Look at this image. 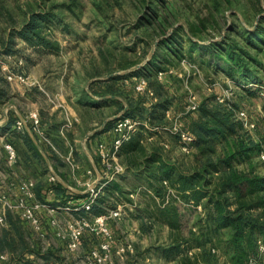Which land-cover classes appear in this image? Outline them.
I'll use <instances>...</instances> for the list:
<instances>
[{
    "label": "rangeland",
    "instance_id": "obj_1",
    "mask_svg": "<svg viewBox=\"0 0 264 264\" xmlns=\"http://www.w3.org/2000/svg\"><path fill=\"white\" fill-rule=\"evenodd\" d=\"M75 2V8L72 6L70 11L66 8L55 7L63 3L69 4V0H47L44 8L40 7L44 4L41 0H0V81L8 83V86L4 88V94H0V105L8 106V116L10 118L13 116L15 126L18 123L21 126L27 125V110L28 112L33 111L27 108V90L33 87L7 81V70L34 80L41 73L49 74L48 78H55L57 74L64 72L67 78L80 79L82 77L78 72L82 70L87 74L95 73L102 77L120 70L124 72L136 69V66L145 64L147 61L142 60V49L139 42L141 38L145 41L151 39L153 35L152 31H148L149 26L145 28L139 25L140 18L142 14H151L150 11L153 10L161 19L163 16L161 17L160 13L164 12L163 8L166 6V12L174 24L173 27L180 26L183 29L179 37L184 55L176 62L170 49L167 47L157 49L156 37L151 40V46L147 52L162 50L159 51V57L163 52L166 53L162 61L174 62L172 65L166 64L164 73L174 68L173 65L180 67L173 69L177 71L179 77L171 78V92L168 93L164 89L157 92L160 96H169L170 100L174 101L175 117L171 128L180 124L182 130L188 132L183 129L184 125L188 126L192 118L196 116L194 112L202 103H208V107L214 105L233 107L235 119L243 128L240 135L259 147L252 164L255 165V171L258 174L264 175V160L260 159L261 153H264V96L261 95V89L249 86L264 87V41L252 37L250 52L261 65H255L256 78L242 81L240 75L236 74L234 78L229 77L223 70L210 65L208 61H202V58L198 57L197 50L199 49L193 47L186 38L188 35L195 43L205 45L221 40L226 34H230L231 38H237V33L239 35L242 31L251 30L257 25H260L264 32V0H165V4L158 0H75ZM48 7L51 10L56 9L58 16L61 15V22L55 21L50 25L49 32L53 30L52 38L48 36L57 45L58 50L62 51L58 56H43L42 60L37 63L38 66L33 64L27 67V50L32 46L21 40L17 32L29 19L30 13L40 12ZM66 25L69 26V31L64 30ZM229 29L233 32L228 33ZM244 40L246 36L238 38L237 42L241 44ZM8 47L13 51L10 55L4 53ZM189 66L193 68V71L188 68ZM4 67L7 68L6 71L3 70ZM184 67H187L190 73L187 79L183 77ZM164 73L162 72L163 75ZM150 80L153 83L155 81L152 77ZM149 82L147 80L148 88L152 90L154 99H156L158 94L156 95L155 89L149 86ZM156 82L159 83L155 81L154 85ZM239 82L242 87L239 86ZM225 93L230 97L225 99L224 103L218 102L216 97ZM189 95L196 99L198 107L195 111L187 109ZM14 108L21 110L22 120L16 119ZM249 121L254 124V129L244 127L245 124L250 123ZM189 160L190 158L187 162ZM41 172H46L48 182L54 183L50 181L53 175L49 174V170ZM42 173L39 177L43 181L45 175L43 176ZM35 201L40 202L37 199ZM62 212L65 211L39 212L40 230H34L17 214H11L16 226L27 238L30 248L36 251L33 255L28 253L27 259L33 261L34 264H92V254L96 253L103 243L101 236L84 230L78 240H73L72 233L68 229L74 221L92 218ZM121 219L122 217L111 224L112 251L110 259L103 264H148L141 260L128 263L127 254L119 251L122 246L132 244L136 237L132 229H125L121 226ZM51 220L58 224L55 231L49 225ZM0 230H3L2 226ZM220 235L214 238L211 248L214 250V253L211 252L214 264H230L223 248L229 233L224 231ZM263 244L264 235L258 238L257 253L259 246ZM257 253L248 258L247 264H264V260L257 259ZM47 254L48 260L43 257Z\"/></svg>",
    "mask_w": 264,
    "mask_h": 264
},
{
    "label": "crops",
    "instance_id": "obj_2",
    "mask_svg": "<svg viewBox=\"0 0 264 264\" xmlns=\"http://www.w3.org/2000/svg\"><path fill=\"white\" fill-rule=\"evenodd\" d=\"M51 33L50 38L53 35ZM60 51L62 50H49L42 46L32 47L27 50V67L33 64L38 66L37 63L43 56H58ZM173 67L180 68L175 65ZM174 68L171 69V74L165 73L156 79L168 93L171 92V78L179 77ZM184 68L183 77L187 79L190 75L188 68L191 71L193 68ZM136 69L124 72L120 70L102 77L82 70L78 74L83 79L67 78L64 72L57 74L55 78H48L49 74L45 73L38 77L33 75L36 78L30 79V86L33 88L27 90V108L33 111L27 110V125L24 124L20 129L15 127L13 116H8V106L0 105V206L2 199L11 200L17 196L18 183L29 180L34 182L35 199L40 202L71 209L69 212H62L63 214L85 213L81 207L88 200V185L98 187L103 172L97 146L99 143L109 145L113 138L111 130L114 121L127 112H132L140 118L143 126L118 153L117 161L123 166L124 172L113 180L119 185V189L108 197L104 213L121 207V226L135 232L132 244H126L130 246V250L124 252L128 263L141 260L148 264H188L197 259L201 264V248L192 241L185 243L184 240L190 231L196 234L199 232L205 217L203 201L198 204L192 200L186 201L170 186V180L159 179L165 167H178L183 174H187L186 168L194 163L192 156L195 150L191 143L188 144L189 152H184L180 138L169 131L175 117V104L169 96L162 97L156 92L158 95L154 99L132 92L129 84L124 82L123 78L130 76ZM6 86L8 83L0 81V94H4ZM165 98L171 101L168 108L161 112L165 123L158 124L156 119L151 122L148 115H156L151 107ZM15 108L16 119L22 120L21 110ZM31 112L38 114L40 123L37 128L32 125L29 117ZM183 129L191 135L188 126L184 125ZM137 142L144 150L143 153L125 152L127 146ZM8 145L14 149V159H10L6 149ZM46 169L56 178L55 183L48 182L46 172H41ZM41 173L45 175L43 181L39 177ZM54 184H60L67 190V195L74 194L76 198L70 197L67 200L66 197L62 199L61 195L57 197L49 189ZM109 186V183L103 186L99 194H104L110 189ZM157 186L163 188L161 195L156 192ZM37 189H40L39 195ZM84 196L87 197L84 199ZM62 200H66L64 205H52L60 204ZM170 205L177 208L180 216V234L170 227L171 220L161 215H166ZM11 214H6V224L2 226L11 237L7 241L12 243V247L0 249V253L8 258L3 264L26 263L27 238L18 240L15 237V230L10 222ZM112 223L113 221L108 224L110 231ZM178 246L181 252L176 253Z\"/></svg>",
    "mask_w": 264,
    "mask_h": 264
},
{
    "label": "trees",
    "instance_id": "obj_3",
    "mask_svg": "<svg viewBox=\"0 0 264 264\" xmlns=\"http://www.w3.org/2000/svg\"><path fill=\"white\" fill-rule=\"evenodd\" d=\"M41 1L44 4L40 7H46L45 1L47 0ZM158 1L165 4V0ZM69 2V4L63 3L55 7L66 8L71 11L72 6L75 8L76 2L75 0H69ZM166 8L164 6V12L160 13V16H163L161 19L158 13L153 10L150 11L151 14H142L140 19L143 22H140V20L139 25L145 28L149 26L148 31L153 33L151 39L144 41L141 38L139 42L142 49V60L146 59L147 61L138 70L131 72L130 76L123 78L143 76L150 81L149 86L154 88L156 92L163 91L159 83L156 82V85H154L157 74L166 72V64L172 65L174 63L172 61L169 63L163 62L162 58L166 53L163 52L162 56L159 57V51L162 50L157 49L162 47L170 49L176 62L184 55L181 50V38L179 37L180 31L183 29L180 26L173 27L174 24L171 22ZM60 18L61 15L58 16L57 10H51L49 7L40 12H32L29 19L18 30L17 35L29 46H42L49 50H58L57 45L50 40V34L48 33H50V25L55 21L61 22L62 19L60 20ZM64 30L69 31V26H64ZM230 32H233V30L229 29L228 33ZM242 36H246V40L238 44L237 39ZM155 37L156 41L158 40V46L149 55L147 49L151 46V40ZM252 37L264 41V32L261 30L260 25L252 27L251 30L242 31L239 35L237 33V38H231L230 34H226L221 40L205 45L195 43L188 35L186 36L188 42L199 49L197 53L202 61H208L210 65L223 70L229 77L234 78L238 74L241 76L242 81L256 78L255 65H261L250 52ZM10 49V47L6 48L4 53L6 55L12 54L13 51ZM151 77L154 78V83L151 82ZM117 79L121 78L117 77ZM239 86H241L240 82ZM129 87L132 92H136L134 82H130ZM170 104L171 101L165 98L161 103L153 105L151 109L156 115L149 114L150 116L148 115L147 118L151 122L156 119L158 124H164L163 113L161 112L166 110ZM208 105V103H202L195 112L196 116L188 124L189 132L193 137L192 144H190L195 150L194 163L191 167L186 168L188 173L183 174V171L178 167H165L159 179L170 180V186L176 189L182 199L192 200L195 204L203 201L205 217L200 225L199 232L196 234L190 231L187 239L184 240L185 243L192 241L201 248L199 255L201 264L215 263L210 248L214 244V238H217L224 231L229 233L223 247L228 255L229 263L247 264L248 258L257 253L258 238L264 235V175L258 174L255 171V165L252 164L259 147L250 141L248 142L240 135L243 128L235 119L233 107L225 105L208 107ZM125 116L140 120L132 112H127ZM135 151L144 152L138 142L130 144L125 149V152ZM109 184L111 185L109 186L110 189L108 188L109 190H106L104 194H99L94 200L90 211L83 213L82 216L93 218L106 211L107 207L104 204L107 202L108 197L119 189V185L115 182L112 181ZM49 189H52L57 197L61 195L62 199L65 197L66 199L76 198L74 194L67 195V190L60 184L50 185ZM156 192L161 195V192H163L162 186H157ZM37 194H40V189H37ZM86 197L84 196V199ZM65 201L62 200L60 204L53 203L52 205L61 206L65 204ZM164 214L161 215L171 220L169 222L170 227L177 234H180V216L177 208L170 205L166 210V215ZM10 222L14 227L15 237L18 240H23L25 236L11 217ZM0 232V249L5 246L12 247V243L7 241L10 237L9 233L4 229ZM35 252L27 242V256H29L28 253L33 255ZM179 252L181 251L178 246L176 253ZM257 255V259H260L259 252ZM43 257L48 260V254ZM195 261L188 264H199L197 259ZM22 264H34V262L27 259V262Z\"/></svg>",
    "mask_w": 264,
    "mask_h": 264
},
{
    "label": "built area",
    "instance_id": "obj_4",
    "mask_svg": "<svg viewBox=\"0 0 264 264\" xmlns=\"http://www.w3.org/2000/svg\"><path fill=\"white\" fill-rule=\"evenodd\" d=\"M4 71L7 70L6 67L3 68ZM172 70H169L168 73H172ZM165 74V73H164ZM162 73L158 75V77H162ZM7 81L15 82L16 84L20 85H30V79L24 77L21 74L11 73L7 70ZM134 82V90L138 94H144L148 97L154 98L153 92L151 89L148 88L147 79L143 76L141 77H131L130 79H125L124 82L129 84L131 81ZM251 87H257L261 89V95L264 96V87L262 86H254L249 85ZM232 96V94H231ZM227 93L224 95H218L217 101L220 103H224L225 99H228ZM198 105L196 102L195 97L189 95L187 101V109L188 111H195ZM30 119L32 121V125L34 128L39 126L40 120L37 113H31ZM245 124L244 127L246 129H254V124L251 123ZM143 126V122L139 119H133L127 116H122L117 118L112 127V134L113 138L109 145L104 143H99L97 146V154L101 162V166L103 168L102 177L99 180L98 187H91L92 185H88V200L87 202L81 207L84 211H90L94 200L98 197L100 191L102 190L103 186L112 182L115 178L122 175L124 172V168L117 162V156L120 152L121 148L128 143L133 136L140 130ZM17 129H20L22 126L20 123L17 124ZM166 129V128H164ZM169 131L180 138L184 147L182 150L184 152H188V144H190L193 140L192 136L188 133L184 132L181 128V125H175L173 128H170ZM8 150L10 159H14L15 152L12 146H6ZM260 159L264 160V153H261ZM51 182H56V178L53 176L50 178ZM34 187L35 184L32 181H25L17 184V196L12 197L11 200H3L0 206V225L3 226L6 224V214L7 213H14L23 220L24 222L28 223L30 226L34 228V230L41 229V219L38 215L41 211H50L55 212L58 210H62L65 212H69L71 210L69 207L65 208H57L53 207L44 203H37L35 201L34 195ZM122 217L121 207H117L113 210H109L108 212L94 216L90 220H78L72 222L68 226V229L72 233V239L78 240L80 236L83 234L84 230H88L92 232L94 235H100L103 239V243L99 246V249L96 253L92 254V264H103L110 259L111 251H112V237L111 232L108 227V224L112 221L119 220ZM55 231V227H57V222L54 220L50 221L49 224ZM125 250H130V246L126 245L120 248V252L124 253ZM214 253V250H211ZM259 258L260 260H264V246H259ZM8 260L5 254L0 253V264L6 263Z\"/></svg>",
    "mask_w": 264,
    "mask_h": 264
},
{
    "label": "water",
    "instance_id": "obj_5",
    "mask_svg": "<svg viewBox=\"0 0 264 264\" xmlns=\"http://www.w3.org/2000/svg\"><path fill=\"white\" fill-rule=\"evenodd\" d=\"M153 53V50L151 51L150 55ZM139 68V66L137 67V69Z\"/></svg>",
    "mask_w": 264,
    "mask_h": 264
}]
</instances>
